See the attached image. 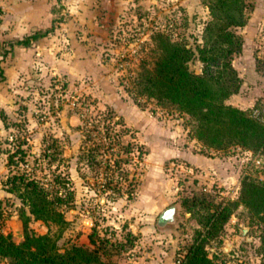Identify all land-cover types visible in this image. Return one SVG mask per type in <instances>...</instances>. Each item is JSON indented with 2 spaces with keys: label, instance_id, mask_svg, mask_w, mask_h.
Wrapping results in <instances>:
<instances>
[{
  "label": "rangeland",
  "instance_id": "1",
  "mask_svg": "<svg viewBox=\"0 0 264 264\" xmlns=\"http://www.w3.org/2000/svg\"><path fill=\"white\" fill-rule=\"evenodd\" d=\"M243 2L248 17L253 0ZM209 20L205 0H0L1 233L23 239L28 210L6 181L26 171L68 199L62 250L98 247L104 264H179L198 233L205 237L206 217L228 207L218 235L206 239L213 264H264L262 224L234 205L245 177L264 180V152L209 148L186 114L132 93L157 32L196 53ZM45 32L30 47L12 44ZM258 60L264 35L245 48L242 38L231 60L241 84L225 103L264 123ZM189 68L201 72L197 57ZM173 206L174 222L159 224ZM29 227L59 233L54 223ZM93 231L106 241L92 245Z\"/></svg>",
  "mask_w": 264,
  "mask_h": 264
},
{
  "label": "trees",
  "instance_id": "2",
  "mask_svg": "<svg viewBox=\"0 0 264 264\" xmlns=\"http://www.w3.org/2000/svg\"><path fill=\"white\" fill-rule=\"evenodd\" d=\"M210 20L203 31V43L192 47L173 41L166 34L153 36V60L144 63L133 82L135 97H147L157 104L174 108L186 114L192 124L193 136L205 146L223 150L231 145L264 152V123L251 117L248 111L226 104V99L238 92L241 80L231 64L234 54L242 47V38L234 31L247 22L243 0H205ZM33 33L12 44L30 47L32 42L45 36ZM197 59L201 72L189 68V62ZM264 60H258V63ZM95 127V123H91ZM109 138V135H106ZM106 139V137H104ZM101 146V144H98ZM103 146V145H102ZM100 148V147H98ZM9 192L15 193L28 213H21L23 239L15 242L10 234L0 232V258L8 264H104L99 248L72 244L61 249L58 245L66 219L61 206L68 201L59 191L45 187L38 179L23 172L8 176ZM68 197L71 199V193ZM262 224L260 248L264 257V180L245 177L241 182L239 201ZM231 209L223 207L208 215L205 237L198 233L194 243L188 246L179 264H213L205 243L207 238L218 235L230 216ZM2 211L0 209V217ZM30 220L54 223L59 233L36 234L29 227ZM92 245L99 241L96 232L88 235Z\"/></svg>",
  "mask_w": 264,
  "mask_h": 264
},
{
  "label": "crops",
  "instance_id": "3",
  "mask_svg": "<svg viewBox=\"0 0 264 264\" xmlns=\"http://www.w3.org/2000/svg\"><path fill=\"white\" fill-rule=\"evenodd\" d=\"M252 4L247 23L239 29L243 38V48L264 35V0H253Z\"/></svg>",
  "mask_w": 264,
  "mask_h": 264
},
{
  "label": "water",
  "instance_id": "4",
  "mask_svg": "<svg viewBox=\"0 0 264 264\" xmlns=\"http://www.w3.org/2000/svg\"><path fill=\"white\" fill-rule=\"evenodd\" d=\"M176 213V206L163 211L159 218V224H165L166 222H174Z\"/></svg>",
  "mask_w": 264,
  "mask_h": 264
}]
</instances>
